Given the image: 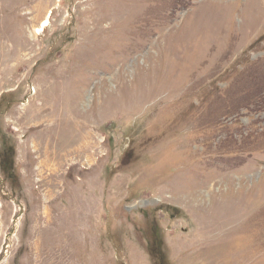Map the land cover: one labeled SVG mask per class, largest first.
I'll return each mask as SVG.
<instances>
[{"label": "rangeland", "instance_id": "374dc122", "mask_svg": "<svg viewBox=\"0 0 264 264\" xmlns=\"http://www.w3.org/2000/svg\"><path fill=\"white\" fill-rule=\"evenodd\" d=\"M0 264H264V0H0Z\"/></svg>", "mask_w": 264, "mask_h": 264}, {"label": "trees", "instance_id": "16d2710c", "mask_svg": "<svg viewBox=\"0 0 264 264\" xmlns=\"http://www.w3.org/2000/svg\"><path fill=\"white\" fill-rule=\"evenodd\" d=\"M1 166H2V169L4 170L5 166H6V163L2 162ZM7 168L9 169V171H11L12 170V164L9 163ZM162 244H163V242H162V240L159 237L158 240L156 241V245H155L154 249L150 250L151 255H154V256L156 255V256L159 257V259H161L162 257L164 258V255L161 254V252H162L161 251L162 250Z\"/></svg>", "mask_w": 264, "mask_h": 264}, {"label": "bare ground", "instance_id": "6f19581e", "mask_svg": "<svg viewBox=\"0 0 264 264\" xmlns=\"http://www.w3.org/2000/svg\"><path fill=\"white\" fill-rule=\"evenodd\" d=\"M49 25V20L48 19H46V21L44 20L43 22H42V26L43 27H47ZM40 30V29H39Z\"/></svg>", "mask_w": 264, "mask_h": 264}]
</instances>
